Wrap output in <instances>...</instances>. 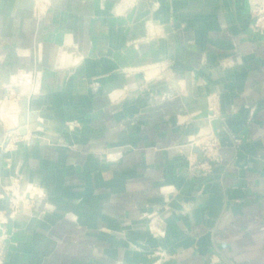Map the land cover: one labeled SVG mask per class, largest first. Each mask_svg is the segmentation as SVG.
Wrapping results in <instances>:
<instances>
[{
	"label": "crops",
	"instance_id": "crops-1",
	"mask_svg": "<svg viewBox=\"0 0 264 264\" xmlns=\"http://www.w3.org/2000/svg\"><path fill=\"white\" fill-rule=\"evenodd\" d=\"M69 1L73 15L60 11L55 23L65 41H44L42 64L53 68L68 41L91 33L94 60L64 64L76 74L45 80L44 94L57 100L52 109L59 106L47 116L52 122L83 126L66 132L76 151L25 152L23 172L58 207L14 221L19 245L7 264H153L158 247L173 255L163 264H264V37L251 29V1L159 0L149 18L162 32L140 49L129 43L145 37V27L111 17L107 28L95 17L92 31L86 3ZM31 10L32 0H0V32L18 36L4 46L20 62L33 60L17 48H31L37 35ZM150 61L165 62L167 78L134 73ZM214 95L218 117L209 120ZM209 129L218 131L222 159L211 172L194 173L192 144ZM108 148H116L110 161L100 157ZM5 206L0 200V212ZM156 210L157 218L143 219Z\"/></svg>",
	"mask_w": 264,
	"mask_h": 264
},
{
	"label": "rangeland",
	"instance_id": "rangeland-1",
	"mask_svg": "<svg viewBox=\"0 0 264 264\" xmlns=\"http://www.w3.org/2000/svg\"><path fill=\"white\" fill-rule=\"evenodd\" d=\"M82 1L83 3H86V10L90 11L92 15V18H90V20H92L90 24V30L92 31L94 28L95 17L103 18L105 20L104 22L107 24V28L110 26L109 23L111 22V17H123L122 20H118L120 24L122 23V26H124L123 24L125 23V26L129 28H134L136 25L145 27L148 34L145 37H139L132 40L129 44L133 48L140 49L143 43H148L149 41L156 39L160 36L159 33L162 32V24H154V21L156 20L149 18L152 13H155L159 9V0H110V2L108 0ZM69 2V0H65L63 3L62 0V3L57 5L55 4L54 0H32L31 15L36 24L37 35L33 38L34 43H32L31 48L17 46L18 56L20 53L23 54L22 56L25 55L24 53H28V56L33 59L31 61L29 59L20 62L21 60H19V58L16 59V57L12 54V46H4L6 39L18 38V36H16L13 31H9L6 34H4V32H0V46H2L0 49V174L3 167H5L3 172L4 177L3 174L0 175V195L6 201V208L2 210L0 214H3L8 218L6 221H0V223L6 222L3 232L0 234V264H7L9 262L11 248H16L19 245V241H17L16 238V234L19 232V229L14 226L15 220L26 219L27 216L33 218L37 217L39 214L36 215V209H40L39 212L46 215L47 213L53 212L56 207H58L56 206V203L49 199L47 189L39 182L29 180L30 175L27 172H23L24 162L22 161V158L25 152L28 153L35 147L39 148L40 150H44L46 148H67L70 151L77 150V144L73 143L72 140L67 138L66 132L75 133L79 127H76L75 129H68V127H70L68 125L69 121L61 123L62 126L52 122V120L47 116H51L53 111H57L58 105H53L54 108L52 109L53 102L57 100L52 101V95L48 93L44 94V90L47 86V81L45 82V80L49 81V78L52 76L64 77L66 73L72 77L77 72L72 71L74 69L76 70V67H66L64 64L67 62L65 60H60V54L53 68L45 67L42 64V48L44 47V41H56L60 39V41L63 42L62 36H57V38L54 39L47 37L46 39L40 40L37 37L38 33L39 35L47 34L54 29H56L57 32L62 35L55 25V23H58L57 21L52 22L49 29H47V27L40 28L39 19L40 15L43 13L51 14L53 9L73 15V12H71L73 11V4H70ZM43 7H45L44 12H42ZM144 12H148L149 15H143L141 18H139L141 13ZM131 13H133L134 16L132 19H129L128 17ZM7 17L10 18V16ZM96 38L97 37L92 33L86 38H84L83 35H76L73 37L74 41L70 38L73 42L69 41L65 44V47L67 48L68 52L71 53L74 51L77 53V48L79 45H84L85 48L84 50L82 49L83 52L80 53L83 55L82 59L85 61L87 59L94 60V53L92 51L94 49L95 43L98 42ZM38 48L40 51H37ZM38 52L40 53L38 54ZM157 63L158 62L153 61L145 63V65L138 67V70H136L134 73H149V78L152 79L159 75H163V73L168 74V72L171 70L165 62H161L162 66L160 67L156 66ZM97 79V77H89L88 75L85 76V80L89 86L91 85V87L94 89L100 87V84L96 81ZM29 80H31V82ZM56 86H58V89L55 90V92L61 94V92H63L61 89L62 84L58 83ZM35 90H38V96L32 95ZM52 92L53 90L51 93ZM112 92L109 93V96H111ZM124 92H127L128 94V92H131V90L128 89ZM127 94L120 96L121 103L126 100ZM36 96L38 98H36ZM25 101H28L26 106L24 105L25 103H23ZM210 103L211 100L209 97L208 108L210 107ZM30 108L35 110L39 109L40 112L43 113L42 116L39 115V117L35 119L34 124L36 126L32 132V135L29 136L31 138L30 140L33 141H31V144L30 141L25 140V129L21 128L20 121H18V123L15 119L18 118L20 120L24 115L27 114ZM73 125L75 126L74 122ZM81 126H83V124H81ZM45 134H48V138L50 137L48 142H45ZM192 152H190V154ZM115 153L116 148H108L100 153V157L106 161H110L111 156ZM14 157L16 162L14 161ZM15 169L16 172H14ZM25 176L28 177V180L26 181ZM36 184L42 186V190L38 195V191H36L38 189L35 188ZM24 205L28 209L33 210L30 215H26L25 212H23ZM51 205L55 209L50 208ZM166 206L167 204L165 207ZM13 214H17L16 219L14 218ZM38 217H40V215ZM143 219L146 218L143 217ZM4 250L6 251L2 252Z\"/></svg>",
	"mask_w": 264,
	"mask_h": 264
},
{
	"label": "built area",
	"instance_id": "built-area-1",
	"mask_svg": "<svg viewBox=\"0 0 264 264\" xmlns=\"http://www.w3.org/2000/svg\"><path fill=\"white\" fill-rule=\"evenodd\" d=\"M250 18H251V29L264 37V0H254L252 6L250 8ZM167 73H163V75H159L157 77L163 79L167 78ZM136 87V85H135ZM131 87H126L124 90H128ZM124 93V92H123ZM114 94V93H112ZM111 94V95H112ZM122 94L113 98V100H117ZM211 103L209 107L210 115L208 116L209 120H213L218 117V105H217V96L214 95L210 97ZM75 127H80V122L74 121ZM236 142H240V139H236ZM193 147L199 149L203 154V160L200 161L198 158V154L194 151L191 154L192 163H191V171L194 173H202L206 174L213 170V168L221 161L222 155L220 152L221 141L218 135V131H214L213 129H209L205 133H203L198 139L194 140ZM155 213H158L156 210L153 214H144L145 218H150ZM6 222L0 223V234L3 232L4 225ZM155 235L163 236L160 231H152ZM6 250L2 251L5 252ZM151 259H156L153 264H163L173 258V255L167 252L166 249L162 247H158L149 255ZM211 264H223L219 259L213 258L211 259Z\"/></svg>",
	"mask_w": 264,
	"mask_h": 264
},
{
	"label": "bare ground",
	"instance_id": "bare-ground-1",
	"mask_svg": "<svg viewBox=\"0 0 264 264\" xmlns=\"http://www.w3.org/2000/svg\"><path fill=\"white\" fill-rule=\"evenodd\" d=\"M253 1L254 0H252L251 1V3H250V8H251V6H252V3H253ZM54 2H55V4H57V5H60L61 3H62V0H54ZM45 11V7H43L42 8V12H44ZM43 14H45V13H43ZM43 14H41L40 15V19H39V25H40V28H46L47 27V29H49V27H50V25H51V23L52 22H55V21H57V20H59L60 18H61V15H60V12L57 10V9H53L52 11H51V14H49V13H47V14H45V15H43ZM154 24H158L159 25V22L158 21H154ZM153 25V24H152ZM155 26H157V25H155ZM57 36L59 37V36H62V40H63V42L65 41V38H64V36L63 35H61V34H59V32H57V30L56 29H54L53 31H50V32H48L47 34H40L39 35V37H38V39L40 40V39H46L47 37L48 38H50V39H54V38H57ZM8 42L10 43L11 42V40H8ZM69 42V41H68ZM165 42V41H164ZM42 49H44V47L42 48ZM37 51H40V49L38 48V50ZM40 52H38V54H39ZM25 55H28V53H24ZM82 58H83V55L82 54H80V52L78 53H76V52H68L67 51V49H65V48H62L61 49V51H60V60H65L66 62H68V63H71V64H78V63H80L81 61H82ZM13 78H15V77H13ZM40 79V78H39ZM30 82H31V80H29ZM38 81V80H37ZM37 83V82H36ZM39 83V82H38ZM41 83V82H40ZM29 85H31V84H29ZM38 85V84H37ZM37 87V86H36ZM38 89V88H37ZM39 90V89H38ZM38 90H35L33 93H32V95H39V92H38ZM36 96V98H38ZM35 98V99H36ZM43 99H45V98H43ZM22 102V101H21ZM23 103H25L24 105L26 106L27 104H28V101H25V102H23ZM22 103V104H23ZM36 103V102H35ZM41 109V108H40ZM42 114L43 113H41L40 112V110L39 109H32V108H30L29 110H28V112H27V114L26 115H24L20 120L18 119V118H15L16 119V122H18V121H20V123H21V128H24L25 129V140H27V141H30V144H31V141L32 140H30L31 138L29 137L30 135H32V132H33V130H34V128H35V124H34V122H35V119H37L38 117H39V115H41L42 116ZM46 115V114H45ZM65 121V120H64ZM59 122V121H58ZM79 122V121H78ZM19 123V122H18ZM62 126V125H61ZM68 129H73V127H68ZM46 135V134H45ZM48 135V134H47ZM47 135H46V138H45V142H48V140L50 139V137L48 138L47 137ZM49 135H51V134H49ZM45 137V136H44ZM52 140H53V138H52ZM55 140H56V138H55ZM2 142V141H1ZM33 142V141H32ZM44 142V141H43ZM21 143V142H20ZM5 168V167H4ZM14 172H16V169H15V171ZM3 177H4V174H3ZM26 180H28V177H26L25 176V181ZM30 180V179H29ZM33 183V182H32ZM26 187V186H25ZM40 188V186H37L36 185V187L35 188ZM41 190L42 189H38V190H36V191H38L37 192V195L39 194V192H41ZM41 194V193H40ZM0 200H5L1 195H0ZM32 211L33 210H30V209H28L25 205H24V210H23V212H25V214L26 215H30L31 213H32ZM37 214H39L40 216H43L44 214L42 213H37ZM159 215V213H155L154 215H152L149 219H155V218H157V216ZM13 216H14V218L16 219V216H17V214H13ZM42 218V217H41ZM161 218V217H160ZM159 218V219H160ZM8 218L5 216V215H3V214H0V221H6ZM3 223V222H2ZM163 223H164V221H163ZM165 224V223H164ZM144 225V224H143ZM148 226V225H147ZM134 229L135 230H144V229H146V227H144V226H137V227H134ZM165 234V233H164ZM12 255V254H11ZM11 260H13V258L11 259Z\"/></svg>",
	"mask_w": 264,
	"mask_h": 264
},
{
	"label": "water",
	"instance_id": "water-1",
	"mask_svg": "<svg viewBox=\"0 0 264 264\" xmlns=\"http://www.w3.org/2000/svg\"><path fill=\"white\" fill-rule=\"evenodd\" d=\"M194 152L198 154L199 160L202 161L203 160L202 152L199 149H197V148H194Z\"/></svg>",
	"mask_w": 264,
	"mask_h": 264
}]
</instances>
